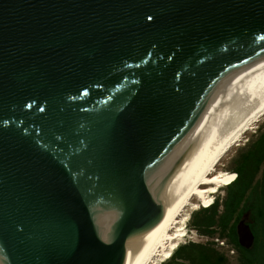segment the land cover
Segmentation results:
<instances>
[{"label":"water","instance_id":"95a60500","mask_svg":"<svg viewBox=\"0 0 264 264\" xmlns=\"http://www.w3.org/2000/svg\"><path fill=\"white\" fill-rule=\"evenodd\" d=\"M263 57L264 0H0V264H123Z\"/></svg>","mask_w":264,"mask_h":264},{"label":"bare ground","instance_id":"6f19581e","mask_svg":"<svg viewBox=\"0 0 264 264\" xmlns=\"http://www.w3.org/2000/svg\"><path fill=\"white\" fill-rule=\"evenodd\" d=\"M263 116L264 57L210 130L203 151V155L208 154L204 162L162 211L158 223L140 232L126 245L123 264H159L172 256V250H177L179 239L185 234V229L181 228V223L185 222L182 211L187 206L196 209L197 204H190L193 198L200 202V207L208 209L211 195L232 183L233 175L217 171L216 167L231 146L239 143L243 134L253 129Z\"/></svg>","mask_w":264,"mask_h":264},{"label":"trees","instance_id":"16d2710c","mask_svg":"<svg viewBox=\"0 0 264 264\" xmlns=\"http://www.w3.org/2000/svg\"><path fill=\"white\" fill-rule=\"evenodd\" d=\"M254 147L244 153H241L236 160V167L233 170L235 180L229 186H226L227 196L223 203V211L219 214L217 211V200L212 201L208 209L199 210L203 214L200 220L191 221V227L200 235L219 239H227L233 246L238 249L240 256V264H264V244L258 250H255L257 240V232L255 231L256 224L260 221L262 231L264 233V182L256 181L254 183V175L258 170V165L261 160H264V133L260 140L253 145ZM234 174L233 178H234ZM253 184V185H252ZM249 202H246L242 210L235 211V207L243 199L244 195L248 194ZM251 216L252 225L249 224L246 216L249 213ZM244 219L250 225L254 234V245L249 250H244L239 247L235 227L239 220ZM264 240V237H263ZM205 244L186 243L175 249L169 260L163 264L171 263L176 255H181L185 264H225L224 257L219 255L215 250L211 249L209 252ZM194 250L196 255L193 257L192 253H187ZM214 251V252H213ZM254 251V252H253Z\"/></svg>","mask_w":264,"mask_h":264},{"label":"rangeland","instance_id":"374dc122","mask_svg":"<svg viewBox=\"0 0 264 264\" xmlns=\"http://www.w3.org/2000/svg\"><path fill=\"white\" fill-rule=\"evenodd\" d=\"M264 133V116L259 119V121L256 123L255 127L253 129H250L248 132L243 134L241 140L239 143L231 146L228 152H226L225 156L219 163V165L216 167L217 171H224L228 172L231 175L234 174L233 170L236 167V160L238 159L239 155L241 153L247 152L251 150L256 144L260 138L263 136ZM254 183L256 181H260L261 183L264 182V160H261V162L258 165V170L256 174L254 175ZM253 185V184H252ZM249 193L244 195L243 199L238 203L235 207V211L238 214L239 211L242 210L243 206L245 205L246 202H249ZM227 196V189L226 187H221L219 190L213 195H211L212 200L216 199L217 200V211L220 214L224 207L223 203L224 200L226 199ZM194 200L191 201L190 204H197L196 209H193L192 206H187L184 208L182 211L181 215L183 216V219L185 220L184 224L181 223V228H184L185 234L184 236L179 239L178 246H183L184 244L190 242V243H196V244H205L206 247L210 248L207 249L209 252L211 249L215 250L219 255L224 257L225 264H240L239 262V256L240 253L238 249H236L233 244H231L227 239H219V237H213V238H208L205 236L200 235L198 232H196L192 227V222L196 220H200L203 217L202 212L199 210H202L203 207H200V202L193 198ZM200 207V208H199ZM245 216V215H244ZM251 216H253V213H249L248 217L246 218L249 222V224H253L251 220ZM182 219V221H183ZM254 219V216H253ZM192 221V222H191ZM255 231L257 232V242L255 250H258L259 247L264 244V233L262 231V226L260 224V221L256 224ZM175 250V249H174ZM174 250H172L174 252ZM253 251V252H254ZM194 250L192 251H187V253H192V256L194 257L196 253H193ZM214 252V251H213ZM181 256V255H180ZM179 255H176L174 260L169 263V264H185L183 259H180ZM168 258L167 260H169ZM166 262V261H164ZM163 261L160 262L159 264H163ZM255 264V263H253Z\"/></svg>","mask_w":264,"mask_h":264},{"label":"clouds","instance_id":"9594fccd","mask_svg":"<svg viewBox=\"0 0 264 264\" xmlns=\"http://www.w3.org/2000/svg\"><path fill=\"white\" fill-rule=\"evenodd\" d=\"M235 177H236V176H235V174H234V178H233L234 180H235ZM234 180H233V181H234ZM212 201H213V200H212ZM211 204H212V202H211ZM211 204H210V205H211Z\"/></svg>","mask_w":264,"mask_h":264},{"label":"flooded vegetation","instance_id":"af4514ba","mask_svg":"<svg viewBox=\"0 0 264 264\" xmlns=\"http://www.w3.org/2000/svg\"><path fill=\"white\" fill-rule=\"evenodd\" d=\"M246 216V218L248 217L247 215H245Z\"/></svg>","mask_w":264,"mask_h":264}]
</instances>
